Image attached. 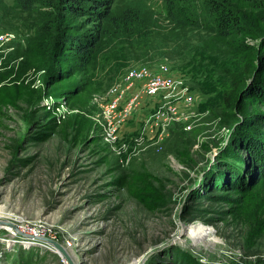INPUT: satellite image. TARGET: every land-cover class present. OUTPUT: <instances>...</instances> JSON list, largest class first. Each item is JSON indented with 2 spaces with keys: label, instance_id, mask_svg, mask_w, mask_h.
<instances>
[{
  "label": "rangeland",
  "instance_id": "obj_1",
  "mask_svg": "<svg viewBox=\"0 0 264 264\" xmlns=\"http://www.w3.org/2000/svg\"><path fill=\"white\" fill-rule=\"evenodd\" d=\"M50 3L0 0V264H68L26 243L36 225L74 264H264V179L244 149L264 139V7L237 3L248 35L235 49L171 31L160 0H116L106 24ZM140 24L149 48L128 36ZM92 34L89 66L54 43ZM138 66L166 67L174 95L141 98L110 135L100 104ZM191 225L212 235L175 237Z\"/></svg>",
  "mask_w": 264,
  "mask_h": 264
},
{
  "label": "trees",
  "instance_id": "obj_2",
  "mask_svg": "<svg viewBox=\"0 0 264 264\" xmlns=\"http://www.w3.org/2000/svg\"><path fill=\"white\" fill-rule=\"evenodd\" d=\"M50 1L57 5L56 12L63 11L70 17H85L91 15L92 22H105L112 16L113 5L116 0H16L18 8L25 13H33L38 8L46 9L53 7ZM166 12V19L173 29L171 31H183L192 29L213 35L223 45L235 47L239 38L247 36L248 24L246 17L238 8L237 3L264 7V0H160ZM61 18L62 16L59 15ZM107 22V21H106ZM106 22L104 24H106ZM144 27L140 24L137 28L129 30V38H134V46L145 43L150 47V41L142 37ZM56 45L70 50L72 55L82 65L89 66L94 57L95 48L99 38L92 35L60 36L56 39ZM264 59V58H263ZM254 82V90L258 94H264V86ZM251 85V87H252ZM249 89V88H248ZM247 89V90H248ZM256 93V92H255ZM264 123V116L260 119ZM238 129H240L238 127ZM246 138L243 137V140ZM254 157V167L258 179H264V139L249 138L245 148ZM248 188V187H247Z\"/></svg>",
  "mask_w": 264,
  "mask_h": 264
},
{
  "label": "built area",
  "instance_id": "obj_3",
  "mask_svg": "<svg viewBox=\"0 0 264 264\" xmlns=\"http://www.w3.org/2000/svg\"><path fill=\"white\" fill-rule=\"evenodd\" d=\"M10 37L11 36L9 34L0 31V48L3 44L10 40ZM173 85V77L169 74L166 67L155 69L138 66L127 70L120 83L111 88L105 96V101L100 104L102 118L106 122L105 124L107 125L108 133L113 135L118 132V129L138 107L141 98L158 103H162L164 100L170 99L174 95V90L172 89ZM131 88H135L138 94L128 95ZM175 97L177 98L178 95H175ZM176 100L184 105H189L192 102V98L190 96L184 97L183 100ZM175 115V113L166 117L162 115L161 122H170L175 120ZM4 228L5 227H2L1 229ZM23 230L27 239L26 243H38L43 247L44 245L50 246L41 241L34 240L36 238L47 237L48 232L41 226L36 225L33 229L25 228ZM69 246L70 244L67 243L66 247Z\"/></svg>",
  "mask_w": 264,
  "mask_h": 264
},
{
  "label": "bare ground",
  "instance_id": "obj_4",
  "mask_svg": "<svg viewBox=\"0 0 264 264\" xmlns=\"http://www.w3.org/2000/svg\"><path fill=\"white\" fill-rule=\"evenodd\" d=\"M182 233H186L191 241H199V238H206L207 234L212 235V230L209 228H205L200 225H191L187 228H181L179 232H177L175 237L180 236ZM207 241V240H206ZM10 242V241H9ZM214 241H209L207 243H213Z\"/></svg>",
  "mask_w": 264,
  "mask_h": 264
},
{
  "label": "water",
  "instance_id": "obj_5",
  "mask_svg": "<svg viewBox=\"0 0 264 264\" xmlns=\"http://www.w3.org/2000/svg\"><path fill=\"white\" fill-rule=\"evenodd\" d=\"M36 240L46 243L50 246H53L57 250L56 253L59 256H62L67 261L68 264H74L72 258L68 255L67 251L62 245L46 237L36 238Z\"/></svg>",
  "mask_w": 264,
  "mask_h": 264
},
{
  "label": "crops",
  "instance_id": "obj_6",
  "mask_svg": "<svg viewBox=\"0 0 264 264\" xmlns=\"http://www.w3.org/2000/svg\"><path fill=\"white\" fill-rule=\"evenodd\" d=\"M154 104V103H153ZM156 104H159V103H156Z\"/></svg>",
  "mask_w": 264,
  "mask_h": 264
}]
</instances>
